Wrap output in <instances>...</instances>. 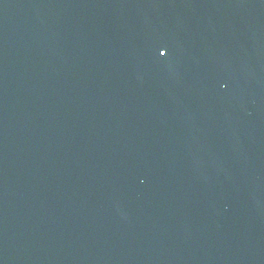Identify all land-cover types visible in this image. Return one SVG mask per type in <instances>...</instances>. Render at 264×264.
<instances>
[{
	"label": "water",
	"instance_id": "1",
	"mask_svg": "<svg viewBox=\"0 0 264 264\" xmlns=\"http://www.w3.org/2000/svg\"><path fill=\"white\" fill-rule=\"evenodd\" d=\"M0 264H264V0H0Z\"/></svg>",
	"mask_w": 264,
	"mask_h": 264
},
{
	"label": "snow or ice",
	"instance_id": "2",
	"mask_svg": "<svg viewBox=\"0 0 264 264\" xmlns=\"http://www.w3.org/2000/svg\"><path fill=\"white\" fill-rule=\"evenodd\" d=\"M163 55H166V53H163Z\"/></svg>",
	"mask_w": 264,
	"mask_h": 264
}]
</instances>
